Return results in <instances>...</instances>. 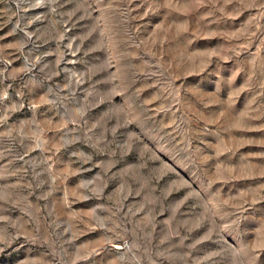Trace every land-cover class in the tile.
Instances as JSON below:
<instances>
[{
	"label": "rangeland",
	"instance_id": "obj_1",
	"mask_svg": "<svg viewBox=\"0 0 264 264\" xmlns=\"http://www.w3.org/2000/svg\"><path fill=\"white\" fill-rule=\"evenodd\" d=\"M0 264H264V0H0Z\"/></svg>",
	"mask_w": 264,
	"mask_h": 264
}]
</instances>
